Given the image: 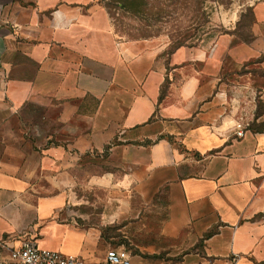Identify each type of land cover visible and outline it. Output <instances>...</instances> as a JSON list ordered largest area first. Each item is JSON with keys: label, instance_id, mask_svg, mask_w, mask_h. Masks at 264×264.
Returning <instances> with one entry per match:
<instances>
[{"label": "crops", "instance_id": "obj_1", "mask_svg": "<svg viewBox=\"0 0 264 264\" xmlns=\"http://www.w3.org/2000/svg\"><path fill=\"white\" fill-rule=\"evenodd\" d=\"M233 43L169 52L119 38L103 0H0V238L109 264L124 247L104 226L136 218L135 195L164 192L163 235L203 244L176 264H264V129L228 111ZM105 149L114 169L81 179ZM81 186L108 192L96 221Z\"/></svg>", "mask_w": 264, "mask_h": 264}, {"label": "rangeland", "instance_id": "obj_2", "mask_svg": "<svg viewBox=\"0 0 264 264\" xmlns=\"http://www.w3.org/2000/svg\"><path fill=\"white\" fill-rule=\"evenodd\" d=\"M163 1L166 4L163 15L140 20L119 3L104 0L112 13L114 31L121 39L161 38L170 52L182 45L209 48L223 34L232 35L233 46L240 47H234V55L224 59L221 74L229 98L228 111L248 129H264V0H203L204 7L200 11L196 9V0ZM50 141L59 142L58 138ZM109 162V149L89 153L84 166L86 173L82 171L81 179L95 172L112 171L114 167ZM78 192L88 201L80 211L91 214V220H98L99 206L103 204L105 209L110 203L108 192L86 186L79 187ZM133 204L139 209L136 218L104 226V234L115 236L117 246L151 262L169 264L180 263L186 252H203L200 240L192 244L189 240L163 235L161 227L167 213L164 192L147 204L135 195Z\"/></svg>", "mask_w": 264, "mask_h": 264}, {"label": "built area", "instance_id": "obj_3", "mask_svg": "<svg viewBox=\"0 0 264 264\" xmlns=\"http://www.w3.org/2000/svg\"><path fill=\"white\" fill-rule=\"evenodd\" d=\"M239 136L245 132L241 126ZM109 264H131V255L125 248H112L107 252ZM0 264H84L74 255L62 251L42 248L34 240H27L19 247H11L5 238H0ZM230 264H234L232 261Z\"/></svg>", "mask_w": 264, "mask_h": 264}, {"label": "trees", "instance_id": "obj_4", "mask_svg": "<svg viewBox=\"0 0 264 264\" xmlns=\"http://www.w3.org/2000/svg\"><path fill=\"white\" fill-rule=\"evenodd\" d=\"M217 1L222 2V0H217ZM113 2L119 3L121 7L125 8L128 11L129 14H131L136 18H140V20L141 19L147 20L149 18L160 17L161 15H163V13L166 10V4L164 3L163 0H113ZM203 5H204L203 0H196L197 11L202 10L204 7ZM105 6L107 8L109 7L107 3H105ZM109 13L112 16V13L110 11ZM210 234L211 233L209 232L206 234V236Z\"/></svg>", "mask_w": 264, "mask_h": 264}]
</instances>
